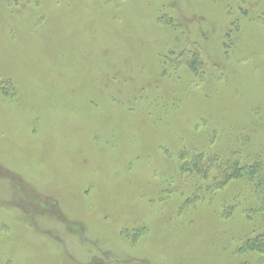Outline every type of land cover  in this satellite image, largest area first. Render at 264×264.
Wrapping results in <instances>:
<instances>
[{"label": "rangeland", "instance_id": "374dc122", "mask_svg": "<svg viewBox=\"0 0 264 264\" xmlns=\"http://www.w3.org/2000/svg\"><path fill=\"white\" fill-rule=\"evenodd\" d=\"M263 233L264 0H0V264H264Z\"/></svg>", "mask_w": 264, "mask_h": 264}, {"label": "trees", "instance_id": "16d2710c", "mask_svg": "<svg viewBox=\"0 0 264 264\" xmlns=\"http://www.w3.org/2000/svg\"><path fill=\"white\" fill-rule=\"evenodd\" d=\"M182 58H186L187 60H190V66L191 69L196 73V67L197 65L195 64V59H197V63L199 62L200 64V59H199V55L196 52L193 53H189V52H184L182 55ZM195 67V68H194ZM209 162V161H208ZM207 163H204V161L202 160V157H197L195 159V165L197 167L198 170V175L201 177L200 181L204 182L206 180V178L209 177V174L212 170V168L208 165ZM255 168H253L254 170ZM217 175H218V179L215 182V184L220 185L223 183V181H226V175L227 174H223V172L220 169L215 170ZM264 249V233L261 234L260 236H258L256 239H252L249 240L246 243V251H263ZM264 253V252H263Z\"/></svg>", "mask_w": 264, "mask_h": 264}]
</instances>
